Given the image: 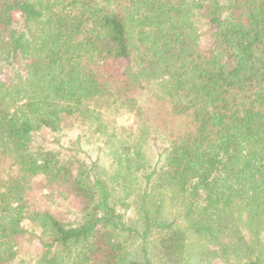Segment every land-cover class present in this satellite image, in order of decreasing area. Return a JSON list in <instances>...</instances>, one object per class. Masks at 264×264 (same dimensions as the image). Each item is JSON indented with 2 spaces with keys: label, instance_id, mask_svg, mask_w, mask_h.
Segmentation results:
<instances>
[{
  "label": "trees",
  "instance_id": "trees-1",
  "mask_svg": "<svg viewBox=\"0 0 264 264\" xmlns=\"http://www.w3.org/2000/svg\"><path fill=\"white\" fill-rule=\"evenodd\" d=\"M0 264H264V0H0Z\"/></svg>",
  "mask_w": 264,
  "mask_h": 264
},
{
  "label": "rangeland",
  "instance_id": "rangeland-1",
  "mask_svg": "<svg viewBox=\"0 0 264 264\" xmlns=\"http://www.w3.org/2000/svg\"><path fill=\"white\" fill-rule=\"evenodd\" d=\"M117 121L119 124H125V125H131L133 123V115L130 113H126L124 115H121L119 117H117ZM77 130L76 128H69L66 131H64L62 134L59 135V138L61 139V142L65 145H69L70 143H74L76 138H77ZM84 140H89V144L87 142L88 148L91 150V153L95 154V150H97V146L99 144L102 145L101 143V139L98 136H92L89 135L88 136H84ZM89 138V139H88ZM46 140H52V138L50 136H48L46 138ZM46 140H42V139H38V142H41L43 144H48V142ZM86 144H84V148L87 146ZM166 145V141L163 138H159L158 139V145L157 146H151L149 144V148H151L150 150H148L149 155L151 156L152 154H155V149L159 148V147H164ZM51 147H56V145L52 144ZM156 147V148H155ZM69 154H71V156H73V154H76L77 157L82 158V154H80V151L77 152V149H74L73 151H69ZM105 161H106V166L108 165L107 162H109L108 158H111L107 153L105 154ZM83 159V158H82ZM43 184L40 183V179H37L35 182V188L31 191V199L33 201H37V199H41L43 200V196L46 193H49L51 191V189L49 188H42ZM56 194L54 195V199L53 200H46V197H44L45 199L43 200L44 205L47 206H51L53 210H55L56 212H58V214L60 215L61 218H63L66 221H72L75 220L76 216H77V212H78V207L77 204L74 202V200L70 199L67 197V194H59L57 190ZM131 214V213H130ZM36 242L34 241H30V240H25L24 241V246H23V251L21 254H23L25 257L26 256H31L29 254H35L36 251Z\"/></svg>",
  "mask_w": 264,
  "mask_h": 264
}]
</instances>
